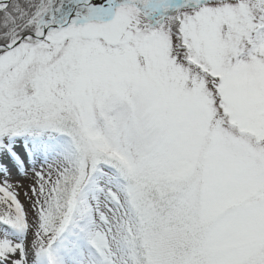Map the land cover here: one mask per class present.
Masks as SVG:
<instances>
[{
	"label": "snow or ice",
	"instance_id": "6c2138e0",
	"mask_svg": "<svg viewBox=\"0 0 264 264\" xmlns=\"http://www.w3.org/2000/svg\"><path fill=\"white\" fill-rule=\"evenodd\" d=\"M0 264H264V0H0Z\"/></svg>",
	"mask_w": 264,
	"mask_h": 264
}]
</instances>
